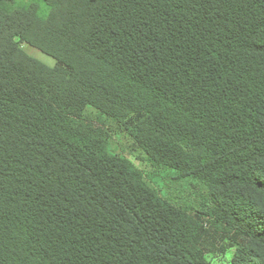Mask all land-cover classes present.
<instances>
[{"label": "trees", "instance_id": "1", "mask_svg": "<svg viewBox=\"0 0 264 264\" xmlns=\"http://www.w3.org/2000/svg\"><path fill=\"white\" fill-rule=\"evenodd\" d=\"M90 108L202 209L113 153ZM205 249L264 264V0H0V264H212Z\"/></svg>", "mask_w": 264, "mask_h": 264}, {"label": "rangeland", "instance_id": "2", "mask_svg": "<svg viewBox=\"0 0 264 264\" xmlns=\"http://www.w3.org/2000/svg\"><path fill=\"white\" fill-rule=\"evenodd\" d=\"M21 1L32 3L39 0ZM22 48L28 55L50 68L55 67L57 64L54 58L28 44H23ZM87 116L96 123L97 126L102 125L107 129V132L111 137V151L128 158L145 174L147 181L152 184L161 195L169 198L177 205L193 208L195 210L202 209L203 200L201 195L204 190L199 185L191 180L179 182L173 181L169 176H173V173H169L168 175L164 170H155L145 161L143 154L139 150H134L132 141L121 132L116 123L102 117L96 110L91 108L88 109ZM205 253L212 264H231V258L233 255L232 249H227L225 252L219 249H205Z\"/></svg>", "mask_w": 264, "mask_h": 264}]
</instances>
